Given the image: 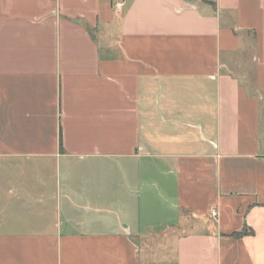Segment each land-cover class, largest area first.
Segmentation results:
<instances>
[{"label":"crops","instance_id":"crops-1","mask_svg":"<svg viewBox=\"0 0 264 264\" xmlns=\"http://www.w3.org/2000/svg\"><path fill=\"white\" fill-rule=\"evenodd\" d=\"M0 264H264V0H0Z\"/></svg>","mask_w":264,"mask_h":264},{"label":"built area","instance_id":"built-area-1","mask_svg":"<svg viewBox=\"0 0 264 264\" xmlns=\"http://www.w3.org/2000/svg\"><path fill=\"white\" fill-rule=\"evenodd\" d=\"M121 6H122V2L117 3L116 4V9L119 10ZM212 216L214 217L215 216V213L212 214Z\"/></svg>","mask_w":264,"mask_h":264},{"label":"water","instance_id":"water-1","mask_svg":"<svg viewBox=\"0 0 264 264\" xmlns=\"http://www.w3.org/2000/svg\"><path fill=\"white\" fill-rule=\"evenodd\" d=\"M204 3H206V4H211L209 1H204Z\"/></svg>","mask_w":264,"mask_h":264},{"label":"trees","instance_id":"trees-1","mask_svg":"<svg viewBox=\"0 0 264 264\" xmlns=\"http://www.w3.org/2000/svg\"><path fill=\"white\" fill-rule=\"evenodd\" d=\"M242 234H239V235H236V237H239V236H241Z\"/></svg>","mask_w":264,"mask_h":264}]
</instances>
